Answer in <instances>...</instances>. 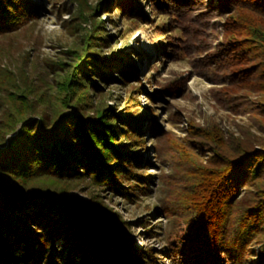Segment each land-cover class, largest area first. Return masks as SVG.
<instances>
[{
	"label": "trees",
	"instance_id": "16d2710c",
	"mask_svg": "<svg viewBox=\"0 0 264 264\" xmlns=\"http://www.w3.org/2000/svg\"><path fill=\"white\" fill-rule=\"evenodd\" d=\"M111 1L78 0L90 28L71 60L58 62L53 87L40 88L24 71L0 72V264H74L78 257L84 264H264V137L250 128L226 137L213 119H189L182 136L165 128L157 106L145 107L136 94L190 97L187 76L163 80L156 66L141 79L142 56L104 55L112 35L98 11ZM119 1L118 15L128 20L120 35L153 25L161 62L187 57L193 72L214 83L210 94L221 107L248 112L264 131V0H148L150 14L133 0ZM40 8L33 0H0V33L35 19ZM131 78L139 83L125 111H116L102 83ZM167 119L179 115L169 110ZM147 151L172 166L160 175L167 193L157 210L189 225L190 242L175 233L166 248H135V238L125 244L130 223L95 193L109 189L135 200L149 192ZM85 188L103 212L68 197ZM143 226L146 238L158 233Z\"/></svg>",
	"mask_w": 264,
	"mask_h": 264
},
{
	"label": "rangeland",
	"instance_id": "374dc122",
	"mask_svg": "<svg viewBox=\"0 0 264 264\" xmlns=\"http://www.w3.org/2000/svg\"><path fill=\"white\" fill-rule=\"evenodd\" d=\"M40 4L41 8L38 16L33 20H28L18 29L0 33V72L9 71L20 77V72H26L29 77L34 79L35 84L42 89H46L47 84L54 86V75L61 72L62 67L58 64L60 60L69 62L72 58V50L78 49L84 42V35L90 28L88 21L83 19L79 13L78 0H33ZM93 6L100 5L104 0H88ZM139 11L150 14V5L148 0H133ZM102 5V4H101ZM120 5L119 0L110 2V9L107 5L102 6L98 11V16L103 18L106 30L112 35L111 45L104 48V55H110L112 52L121 50L130 51L132 58H138L140 63L139 77L142 79L155 73L156 66H160V78L163 80L174 79L179 76H187L186 84L191 93L190 97L176 95L174 97L165 96L164 99H152L145 93L139 96V100L145 107L157 106L159 110L158 121L167 129H172L177 135H184L188 126L189 119L197 123L206 125L210 119L218 122L226 137L232 134L235 136H244L246 129L264 137L263 129H259V121L252 118L248 113H235L229 109L221 107L211 96L210 87L214 84L203 76L192 71V66L187 57H182L176 61H162L160 47L154 33L153 25L142 23L136 29L123 35L128 28L127 18L118 15L116 10ZM157 20V19H154ZM213 21L220 22L219 18ZM220 31V28H219ZM161 39L164 35L160 36ZM216 42H214L215 44ZM115 76H118V69H112ZM107 71V69H106ZM131 74V73H129ZM129 79V78H128ZM109 83H102L105 92L106 102L116 107V111H125L127 96L131 92L132 84H138L139 80L131 78L129 82L123 84L108 80ZM100 83V82H99ZM150 87L149 85H147ZM153 88L152 86L150 87ZM254 96V95H253ZM99 97V94L95 96ZM175 111L179 115V120L170 122L167 119V112ZM125 114V113H124ZM148 145L154 144V139L146 135ZM120 141L122 138L120 136ZM145 157L150 158L151 164L147 169L148 174H153L152 179H148L149 192L143 194L141 198L130 200L122 195L116 194L109 189H96L95 193L99 194L100 201L111 208L115 213L128 221L130 228L124 234V242L130 245V238H135L134 247L141 248L144 244H152L158 248H166L169 241L175 242V233L186 237L192 241V230L189 225L181 222L175 224L168 217L161 216L157 206L161 204L167 189L163 185L160 175L162 172L172 173V166L156 160L151 151L145 152ZM206 157V154H205ZM68 197L78 198L102 212L105 210L100 205L91 200L87 188L71 190ZM110 218L111 215L107 214ZM149 227L154 225L157 234L153 237L146 238L147 229L143 223ZM143 243L139 245L140 241ZM61 240H56L60 244ZM256 258H261V246L256 248ZM21 251H16V257H19ZM186 257H190L185 253ZM185 264L184 262H181ZM74 264H84L81 257L76 259Z\"/></svg>",
	"mask_w": 264,
	"mask_h": 264
},
{
	"label": "bare ground",
	"instance_id": "6f19581e",
	"mask_svg": "<svg viewBox=\"0 0 264 264\" xmlns=\"http://www.w3.org/2000/svg\"><path fill=\"white\" fill-rule=\"evenodd\" d=\"M142 243H143V241L141 240V241L139 242V245H138V246H140Z\"/></svg>",
	"mask_w": 264,
	"mask_h": 264
}]
</instances>
